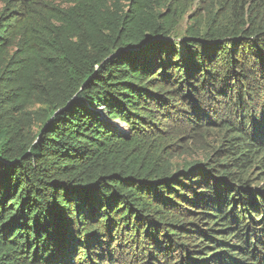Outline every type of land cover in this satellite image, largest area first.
Segmentation results:
<instances>
[{
  "label": "trees",
  "instance_id": "1",
  "mask_svg": "<svg viewBox=\"0 0 264 264\" xmlns=\"http://www.w3.org/2000/svg\"><path fill=\"white\" fill-rule=\"evenodd\" d=\"M0 4V264H264V0Z\"/></svg>",
  "mask_w": 264,
  "mask_h": 264
},
{
  "label": "rangeland",
  "instance_id": "2",
  "mask_svg": "<svg viewBox=\"0 0 264 264\" xmlns=\"http://www.w3.org/2000/svg\"><path fill=\"white\" fill-rule=\"evenodd\" d=\"M1 7V4H0ZM114 123L121 125V123L116 120ZM214 145V142L212 143ZM210 142L206 145L199 137L194 140L186 143H182V147L176 146L173 149V162L176 165H184L188 162L193 161H202V159L207 155V150H209V145H212ZM257 169L253 168L252 172H256ZM258 187H264V178H261L259 182L255 183Z\"/></svg>",
  "mask_w": 264,
  "mask_h": 264
}]
</instances>
